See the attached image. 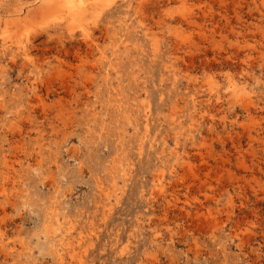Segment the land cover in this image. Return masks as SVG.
<instances>
[{"label": "rangeland", "instance_id": "obj_1", "mask_svg": "<svg viewBox=\"0 0 264 264\" xmlns=\"http://www.w3.org/2000/svg\"><path fill=\"white\" fill-rule=\"evenodd\" d=\"M88 2L0 0V264H264V0Z\"/></svg>", "mask_w": 264, "mask_h": 264}, {"label": "bare ground", "instance_id": "obj_2", "mask_svg": "<svg viewBox=\"0 0 264 264\" xmlns=\"http://www.w3.org/2000/svg\"><path fill=\"white\" fill-rule=\"evenodd\" d=\"M96 1V0H95ZM114 1L115 0H103V2H104V5L105 6H108V7H110L113 3H114ZM183 1V0H182ZM49 3V2H48ZM52 3H53V8L55 9V10H57V11H59V12H61L62 10H67L68 12H67V14L68 15H70L71 16V18H72V20H75V19H78V18H82L83 17V15L85 14V12H87V6H88V0H52ZM51 4V3H50ZM184 4V3H183ZM190 4V3H189ZM188 5V4H187ZM232 5V4H231ZM51 6V5H50ZM93 6V5H92ZM189 6V5H188ZM181 7H184V6H181ZM186 7V6H185ZM192 7V6H191ZM97 10H98V8H96ZM182 9V8H181ZM180 9V10H181ZM184 9H187V7L186 8H184ZM188 10V9H187ZM187 10H186V12H187ZM9 11V10H8ZM66 12V11H65ZM188 12H189V10H188ZM51 13V12H50ZM58 13V12H57ZM178 13V12H177ZM235 13H237V12H235ZM175 14V13H174ZM180 14V13H179ZM182 14H183V12H182ZM181 14V15H182ZM190 15V14H189ZM184 17H186L185 16V14L183 15ZM88 17V16H87ZM175 17V16H174ZM183 17V18H184ZM191 17V16H190ZM227 17V16H226ZM3 18V17H2ZM241 18V17H240ZM187 20H188V18H186ZM220 19V18H219ZM242 19H243V17H242ZM191 21V20H190ZM229 21V20H228ZM228 21H227V23H228ZM193 22V21H192ZM196 22V21H195ZM194 22V23H195ZM190 23V22H189ZM255 23V22H254ZM193 24V23H192ZM250 24V23H249ZM251 25H252V23H251ZM260 25V24H259ZM256 26V25H255ZM262 26V25H261ZM258 27V26H257ZM252 29V28H251ZM153 30V29H152ZM238 32V31H237ZM240 32V31H239ZM227 33V32H226ZM1 34V33H0ZM264 54H262V56H263ZM260 57V56H259ZM261 58V57H260ZM228 75V74H227ZM230 75V74H229ZM229 75L227 76L228 77V79L229 78H231V77H229ZM231 80V79H230ZM234 82V81H233ZM216 83V82H215ZM232 83V82H231ZM217 84V83H216ZM230 84V83H229ZM234 86V85H233ZM232 86V87H233ZM239 86V85H238ZM236 88V87H235ZM232 89L233 91H235L236 89ZM246 89V88H245ZM202 91V90H201ZM201 93V92H200ZM233 93V92H232ZM235 93H236V91H235ZM200 100V99H199ZM120 104V103H119ZM112 106V105H111ZM115 106V105H114ZM150 106V105H149ZM146 108V107H145ZM147 109V108H146ZM138 110V109H137ZM141 110H142V108H141ZM144 111V110H143ZM174 111V110H173ZM175 113H176V111H174ZM128 114V113H127ZM146 114V113H145ZM195 116V115H194ZM146 117H148L147 116V114H146ZM193 118V117H192ZM257 119V118H256ZM179 125H181L180 123H179ZM146 126H148V124L146 125ZM182 129V128H181ZM120 149V148H119ZM117 154H115L114 155V157L116 156ZM117 157V156H116ZM118 158V157H117ZM120 158V157H119ZM113 159V158H112ZM117 161H119V160H117ZM116 162V161H115ZM119 163V162H118ZM111 165V164H110ZM114 165V164H113ZM116 166V165H115ZM117 168H118V166H117ZM112 169V168H111ZM158 179V178H157ZM114 181H115V179H114ZM158 181V180H157ZM107 192H108V190H106ZM105 194H106V192H105ZM107 195V194H106ZM108 196V195H107ZM109 207V206H108ZM51 215V214H50ZM55 231V230H54ZM57 231V230H56ZM57 248V247H56Z\"/></svg>", "mask_w": 264, "mask_h": 264}]
</instances>
